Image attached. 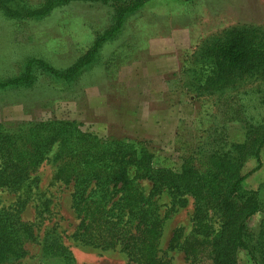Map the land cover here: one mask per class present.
<instances>
[{"label":"rangeland","instance_id":"1","mask_svg":"<svg viewBox=\"0 0 264 264\" xmlns=\"http://www.w3.org/2000/svg\"><path fill=\"white\" fill-rule=\"evenodd\" d=\"M42 1L13 0L12 5L29 10ZM115 25V9L110 4L87 0L58 7L41 20L13 19L0 10V83L21 76L31 59H43L58 70L68 69ZM233 30L264 33V0H150L127 16L123 29L102 45L99 56L76 80L69 83L37 74L32 86L1 87L0 124L12 128L20 123L73 121L82 132L100 139L143 144L153 154L156 169L180 172L184 160L206 142L215 124L226 122L228 140L241 143L247 128L243 119L264 118V74L245 75L221 92L202 88L205 77L201 78L200 70L205 66V73L211 65L201 60L203 47ZM163 43L169 49L180 43L181 49L150 54L153 46ZM163 57L178 58L181 68L151 84L149 75L155 71L151 65ZM231 97L233 103H226ZM57 150L54 147L33 173L37 185L30 180L20 190L0 187V211L18 209L36 236L26 243L24 259L0 264H59L43 257V242L52 232L71 251L75 264H135L120 247L103 250L81 241L72 209L73 185L56 179ZM261 163V169L244 183L263 204V212L247 222V234L252 246L257 245L259 259L264 258L258 254L264 248V147ZM256 166L250 159L243 173ZM143 188L148 194L150 183L144 182ZM157 200L162 215L169 213L160 241L161 255L170 264H195L182 247L193 229V198L185 196L182 204L173 203L164 192ZM214 225L218 230L217 217ZM175 233L181 238L172 248ZM237 262L254 264L246 251L238 252Z\"/></svg>","mask_w":264,"mask_h":264},{"label":"trees","instance_id":"2","mask_svg":"<svg viewBox=\"0 0 264 264\" xmlns=\"http://www.w3.org/2000/svg\"><path fill=\"white\" fill-rule=\"evenodd\" d=\"M73 1L79 0H43L33 9L20 10L13 7V0H0V10L13 19L41 20ZM87 1L110 4L115 9L116 23L96 39L87 55L66 70H58L43 59H31L21 76L0 83V88L32 86L37 74L69 83L76 80L99 56L102 45L123 29L127 16L150 0ZM201 60L211 64L205 73V66L200 70L206 91L221 92L235 86L245 75L264 74V33L230 31L205 45ZM233 101L232 97L226 99L229 104ZM243 122L247 128L241 143L228 140L226 122L215 124L208 131L206 142L184 160L180 172L156 169L153 154L143 144L100 139L82 132L73 121L20 123L12 128L0 124V187L20 190L30 180L37 185L39 180L31 178L33 173L57 146L56 179L73 185L72 209L83 243L103 250L120 247L135 264H170L160 249L169 213L162 215L157 200L167 192L173 203L177 200L182 204L185 196L195 202L192 233L182 244L193 263L238 264V252L246 251L254 264H264V258L255 256L257 245L252 246L247 234L248 220L263 212V204L256 192L244 187L247 178L262 167L264 118L256 121L249 116ZM250 159L257 166L244 174ZM144 182L151 185L148 194ZM215 217L219 219L218 230ZM35 237L32 226L22 219L18 209L0 211V263L24 259L25 245ZM179 238L175 233L172 248ZM43 254L45 260L55 259L59 264L76 263L54 232L45 238ZM258 254L264 255V248Z\"/></svg>","mask_w":264,"mask_h":264},{"label":"crops","instance_id":"3","mask_svg":"<svg viewBox=\"0 0 264 264\" xmlns=\"http://www.w3.org/2000/svg\"><path fill=\"white\" fill-rule=\"evenodd\" d=\"M165 43H168V41H166ZM180 43L176 45L175 49H171V47L169 49L167 47V44H164V43L163 45L153 46L152 49L150 50V54L151 55H162V53H172L173 51L175 52L181 49ZM184 47L186 48L185 43H184ZM151 66H153L152 68L155 69V71H151L149 75V77H151L149 80L150 83L152 82L151 84L154 83L155 78H159L167 74L177 73L179 72L181 68L180 62L178 58L176 57L160 58L154 61Z\"/></svg>","mask_w":264,"mask_h":264}]
</instances>
